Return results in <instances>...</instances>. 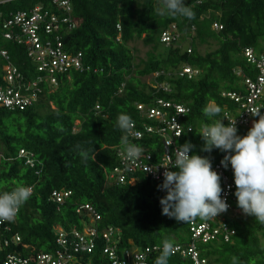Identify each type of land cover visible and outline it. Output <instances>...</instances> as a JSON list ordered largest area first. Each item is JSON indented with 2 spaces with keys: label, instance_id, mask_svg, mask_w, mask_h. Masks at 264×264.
<instances>
[{
  "label": "trees",
  "instance_id": "trees-1",
  "mask_svg": "<svg viewBox=\"0 0 264 264\" xmlns=\"http://www.w3.org/2000/svg\"><path fill=\"white\" fill-rule=\"evenodd\" d=\"M184 4L195 12L194 19L157 15L162 0H69L68 11L57 9L52 0H12L0 5L5 15L40 5L70 18L75 27L63 26L58 35L67 51L83 53V63L89 67L56 75L55 86L39 82L35 99L22 108L0 106V194L18 186L32 189L14 221L4 223L10 230L0 228L6 237L20 236L18 243L0 247V260L12 253L34 264L38 253L54 254L60 248L58 227L70 233L88 224L100 236L111 229L110 240L117 241L118 248L148 249L147 264H154L165 239L174 245L190 241L188 222L162 214L160 198L166 191L158 190L149 175L134 171L124 183L117 181L114 169L121 167L123 135L117 117L131 116L142 137L129 138L130 142L158 160L164 151L159 133L146 132L144 127H157L158 121L143 116L136 104L158 106L163 100L182 105L187 111L178 116L182 132L175 145L191 142L195 147L189 155L207 157L213 165L224 151L215 147L203 151L204 140L197 132L215 120L226 125L224 111L235 110L236 103L221 93L239 89L238 69L251 75L242 51L261 48L264 0H184ZM165 31L175 38L162 42ZM136 39L149 47L145 58H136L129 46ZM211 42L215 48L199 51L200 45ZM0 49L9 56L0 59L1 87L10 86L4 79L5 63L23 75L24 83L40 74L23 45L0 35ZM185 67L191 72H184ZM146 76H151L150 84L143 82ZM210 102L222 109L212 119L202 111ZM165 111L174 112L172 107ZM252 126L253 122L238 128L237 135H246ZM20 150L27 156H20ZM81 151L88 153L87 161ZM53 192L60 193L62 201ZM89 211L98 213L99 220L90 223ZM225 218L233 229L230 239L220 235L196 242L200 255L209 264H232L233 257L237 264H264V224L244 213ZM103 244L96 238L90 252L73 254L69 264H111ZM168 264H192V260L175 252Z\"/></svg>",
  "mask_w": 264,
  "mask_h": 264
},
{
  "label": "built area",
  "instance_id": "built-area-1",
  "mask_svg": "<svg viewBox=\"0 0 264 264\" xmlns=\"http://www.w3.org/2000/svg\"><path fill=\"white\" fill-rule=\"evenodd\" d=\"M12 0H0V5ZM57 5V9L68 11L69 0H52ZM65 26L67 29L75 27L74 22L66 16L43 10L40 5L34 6L29 11L14 10L3 14L0 11V35L5 40H10L16 44L23 45L26 55L36 65V70L40 73L36 79L23 82V75L17 72V69L10 63L3 65L5 71L4 79L10 84L9 87L0 86V106L7 108H22L36 97L38 83L47 82L50 86L57 84L56 75L67 74L69 71H83L89 67L83 63V53L81 51L69 52L64 48L61 36L58 32ZM215 28H220L214 24ZM174 37L169 31L161 33L160 40L169 42ZM243 55L246 62L251 67V75L243 73L240 69L236 71L240 75V87L238 90L224 91L222 96L228 97L236 103L233 111H224L223 120L226 125L229 121H236L237 130L240 127H246L251 122L259 119L248 110L259 108L261 114H264V36L261 48L255 52L252 48H244ZM9 60L7 52L0 49V59ZM97 69H93L96 71ZM184 72L190 73L189 67L183 68ZM137 109L147 118H154L158 121V126L144 125L146 132H158L161 139L163 151L158 160H152L153 156L149 153H143L141 157L134 163L124 158L123 152H119L121 157V167L115 168L117 173V181L124 183L129 172L140 171L145 173L148 166L154 168L155 171L145 173L149 175L151 180L157 183V188L161 192L166 191L158 187L164 180L163 173L165 170L175 171L178 166L174 165L175 153L178 146L175 145L176 139L181 136L182 128L178 123V116L186 113L187 108L179 104H173L169 101H158V106H146L145 104H136ZM172 107L174 112L171 115L166 114L165 108ZM98 108V105L95 106ZM179 135V136H177ZM142 131L136 126L133 129V135L130 139H140ZM171 148V149H170ZM225 151L221 158L214 163L212 169L221 177V197L226 200L229 205L226 212L219 214L216 218L202 220L193 219L188 222L190 233V241L186 244H175L176 252H180L182 256H188L192 260V264H209L205 257L200 255L196 242L206 243L209 240L222 236L225 241L229 240L233 234L230 229L225 215H234L235 213H243L238 207L237 197L234 195L236 186L234 183V171L229 163L228 168H224L221 160L227 155ZM20 156H27L25 151H19ZM1 156V153H0ZM152 160V161H150ZM27 158L26 162H29ZM167 166V169L165 168ZM231 186V187H229ZM69 192L64 193L67 195ZM57 201H62L60 193H52ZM88 207V205H86ZM89 208V207H88ZM90 210V208H89ZM90 223L99 220L98 213L89 211ZM7 222V221H5ZM5 222L0 223V228L9 231V227L5 226ZM56 243L60 248L55 249L53 253H38L35 257L34 264H69L73 259V254L80 251H91L94 247L95 239L104 240L103 252L107 254L111 264H147V256L149 250H139L137 247L118 248L117 241L110 240L111 229L104 230L99 235L93 224H88L81 231L73 230L70 233L57 228ZM20 241L18 234H12L6 237L0 232V247H8L10 243L16 244ZM156 248V247H154ZM136 256H143V260H136ZM27 258H21L12 253L6 254L0 264H28Z\"/></svg>",
  "mask_w": 264,
  "mask_h": 264
},
{
  "label": "clouds",
  "instance_id": "clouds-1",
  "mask_svg": "<svg viewBox=\"0 0 264 264\" xmlns=\"http://www.w3.org/2000/svg\"><path fill=\"white\" fill-rule=\"evenodd\" d=\"M162 3L163 6L156 10L157 15L185 17L190 20L195 18V12L184 4V0H162ZM202 111L212 119L219 116L222 109L210 102ZM248 112L259 116V119L253 122L244 136L237 135L235 120L229 121L228 125L222 120H215L211 124H204L197 133L204 140L203 151L211 152L215 147L228 153L221 164L228 168L230 163L234 171V195L237 197L238 207L244 214L252 215L256 221L264 224V114H261L259 108H252ZM116 126L123 133L121 148L124 158L134 163L143 152L139 145L129 140V136L133 135L135 122L130 115L121 113L117 117ZM193 147L195 146L191 142H186L176 149L174 165L178 166L179 171L165 170L163 183L158 185L166 190V195L160 198L162 214L175 217L177 221L190 222L197 217L202 220L216 218L229 207L221 197V177L212 169L214 163L211 165L207 157L189 155ZM80 156L84 161L89 158L86 151H81ZM153 171L154 168H145V173ZM31 196L32 189L26 186H18L11 192L0 194V223L14 221L19 208ZM159 252L154 264H168L176 248L173 242L165 239ZM143 259V256L135 255V261ZM232 264H237L236 257H233Z\"/></svg>",
  "mask_w": 264,
  "mask_h": 264
},
{
  "label": "rangeland",
  "instance_id": "rangeland-1",
  "mask_svg": "<svg viewBox=\"0 0 264 264\" xmlns=\"http://www.w3.org/2000/svg\"><path fill=\"white\" fill-rule=\"evenodd\" d=\"M130 48L132 49L133 54L136 58H145L146 52L149 50V47L143 46L140 39H136L133 42L129 43ZM213 48H215V44L213 42L209 44H203L199 46V51L201 53H204L206 51H210ZM143 82L146 84H150L151 82V76H146L142 78ZM254 122V121H253Z\"/></svg>",
  "mask_w": 264,
  "mask_h": 264
},
{
  "label": "water",
  "instance_id": "water-1",
  "mask_svg": "<svg viewBox=\"0 0 264 264\" xmlns=\"http://www.w3.org/2000/svg\"><path fill=\"white\" fill-rule=\"evenodd\" d=\"M165 151H167V149L165 148Z\"/></svg>",
  "mask_w": 264,
  "mask_h": 264
}]
</instances>
